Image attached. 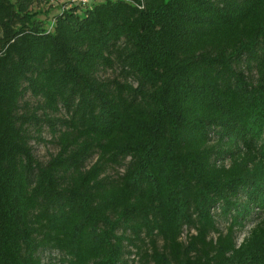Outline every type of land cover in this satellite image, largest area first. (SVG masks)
Masks as SVG:
<instances>
[{
    "label": "trees",
    "instance_id": "1",
    "mask_svg": "<svg viewBox=\"0 0 264 264\" xmlns=\"http://www.w3.org/2000/svg\"><path fill=\"white\" fill-rule=\"evenodd\" d=\"M262 214L264 0H0V264H264Z\"/></svg>",
    "mask_w": 264,
    "mask_h": 264
},
{
    "label": "rangeland",
    "instance_id": "2",
    "mask_svg": "<svg viewBox=\"0 0 264 264\" xmlns=\"http://www.w3.org/2000/svg\"><path fill=\"white\" fill-rule=\"evenodd\" d=\"M78 1V0H76ZM59 5V4H58ZM56 5V6H58ZM46 6L47 4H43V3H38L37 5H35L34 7V11L39 12L40 14V18H44V13L43 11H46ZM114 76V74H112L111 72H106L103 74V77H107V78H112ZM28 99V98H27ZM29 100L31 101V103H34V101L32 100V98H29ZM42 138H43V142L41 143H32V146L34 148V152L35 155L37 157V159L40 162H46L48 160V158L50 157V155H53L55 153V148L52 145V143H50V135L48 133L47 130H45L42 134ZM264 216V214L261 215V217ZM222 228V226H220ZM249 227H245L244 230L239 231L237 233V240L238 242L241 241V239L244 237V235L247 233ZM184 238V235H183Z\"/></svg>",
    "mask_w": 264,
    "mask_h": 264
},
{
    "label": "built area",
    "instance_id": "3",
    "mask_svg": "<svg viewBox=\"0 0 264 264\" xmlns=\"http://www.w3.org/2000/svg\"><path fill=\"white\" fill-rule=\"evenodd\" d=\"M70 1H76V0H70ZM79 2L85 3L87 0H78Z\"/></svg>",
    "mask_w": 264,
    "mask_h": 264
}]
</instances>
